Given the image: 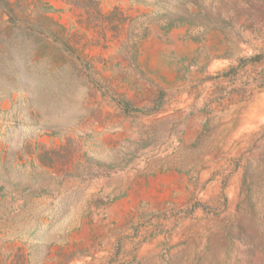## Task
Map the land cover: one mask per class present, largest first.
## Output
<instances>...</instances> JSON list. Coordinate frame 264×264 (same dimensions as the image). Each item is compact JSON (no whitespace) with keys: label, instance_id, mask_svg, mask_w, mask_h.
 <instances>
[{"label":"rangeland","instance_id":"rangeland-1","mask_svg":"<svg viewBox=\"0 0 264 264\" xmlns=\"http://www.w3.org/2000/svg\"><path fill=\"white\" fill-rule=\"evenodd\" d=\"M0 264H264V0H0Z\"/></svg>","mask_w":264,"mask_h":264}]
</instances>
